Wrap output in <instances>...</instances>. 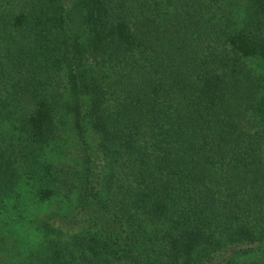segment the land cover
I'll list each match as a JSON object with an SVG mask.
<instances>
[{"label":"trees","instance_id":"trees-1","mask_svg":"<svg viewBox=\"0 0 264 264\" xmlns=\"http://www.w3.org/2000/svg\"><path fill=\"white\" fill-rule=\"evenodd\" d=\"M0 264H264V0H0Z\"/></svg>","mask_w":264,"mask_h":264},{"label":"rangeland","instance_id":"rangeland-1","mask_svg":"<svg viewBox=\"0 0 264 264\" xmlns=\"http://www.w3.org/2000/svg\"><path fill=\"white\" fill-rule=\"evenodd\" d=\"M20 232L23 234V236H27L28 235L27 233H25L23 231H20Z\"/></svg>","mask_w":264,"mask_h":264}]
</instances>
